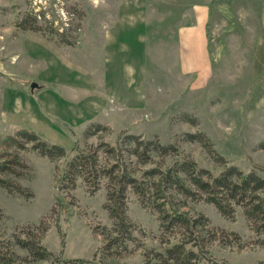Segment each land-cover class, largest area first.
I'll return each mask as SVG.
<instances>
[{
  "label": "rangeland",
  "instance_id": "rangeland-1",
  "mask_svg": "<svg viewBox=\"0 0 264 264\" xmlns=\"http://www.w3.org/2000/svg\"><path fill=\"white\" fill-rule=\"evenodd\" d=\"M30 13L41 31L18 26ZM201 18L212 65L200 77L182 71L179 43L182 30ZM129 27L134 36L124 32ZM108 30L123 33L119 43L134 53L111 44ZM58 33L72 44L58 42ZM120 95L136 98L137 107H120ZM93 122L111 127L100 134L111 142L122 130L158 136L218 173L224 165L186 137L204 132L228 163L264 176V0H0V264H53L33 260L19 237L41 238L64 258L109 263L140 264L151 248H162L158 215L130 193L137 240L127 252L102 257L101 231L112 225L105 187L95 194L81 180L71 192L56 187L72 148L99 141L85 133ZM23 127L68 155L53 161L31 143L23 148L16 137ZM184 209L225 231L226 242L211 246L215 256L264 264L263 237L241 208L234 221L207 202Z\"/></svg>",
  "mask_w": 264,
  "mask_h": 264
},
{
  "label": "trees",
  "instance_id": "trees-1",
  "mask_svg": "<svg viewBox=\"0 0 264 264\" xmlns=\"http://www.w3.org/2000/svg\"><path fill=\"white\" fill-rule=\"evenodd\" d=\"M18 26L23 30H42L33 13L19 20ZM58 34V42L72 44L65 33ZM110 130L107 124L93 122L85 133L98 135L99 141L85 148L75 145L74 154L62 168H57L55 175L56 187L67 192L75 190L80 180L90 194L105 187V208L112 225L101 231L105 239L100 250L102 257L127 252L137 240L135 225L127 213L130 193L160 221L163 246L151 248L140 264H231L211 250L213 242H226L225 231L212 225L207 215L184 209L199 202L213 204L232 221L241 208L250 229L264 242V176L257 168L245 171L228 163L204 132L187 133L186 137L200 142L224 165L218 173L200 166L178 145L163 143L158 136L146 138L122 130L111 142L100 135ZM16 137L23 148L31 143L32 149L53 161L68 155L65 146L45 139L31 128L18 129ZM17 243L28 250L33 260L52 259L53 264H129L109 263L96 256L64 258L36 237H19Z\"/></svg>",
  "mask_w": 264,
  "mask_h": 264
},
{
  "label": "crops",
  "instance_id": "crops-1",
  "mask_svg": "<svg viewBox=\"0 0 264 264\" xmlns=\"http://www.w3.org/2000/svg\"><path fill=\"white\" fill-rule=\"evenodd\" d=\"M203 19L201 18L198 20V24L194 25V27L190 29H184L180 33V58H179V65H181V69L184 72V74H198L200 77L204 72H207L212 65V59L210 55V50H209V42H208V37L206 34V31L203 30ZM120 28H122L119 25ZM130 28V27H129ZM133 28V27H132ZM130 28L124 32H127L128 34L133 33V29ZM111 31V30H110ZM106 33L107 37L108 36H113L114 35V40L111 42V44L115 45L116 47H119L122 45L119 43L121 39V32L115 31L114 33L111 31ZM123 32V29H122ZM109 44V45H111ZM118 44V45H117ZM124 48V52H130L131 54L134 53V50L132 48H125L126 46L122 45ZM122 48V49H123ZM122 49L120 50L122 52ZM120 52V53H121ZM123 53V52H122ZM108 60V59H107ZM138 71V70H137ZM136 71V75H138ZM136 78V77H135ZM135 80V79H134ZM131 86V87H130ZM128 90L133 91V85H127ZM112 99V98H111ZM118 103L120 104V107H124L126 109H131V108H136L134 104L138 102L136 98H133L132 96L128 98V96H123L121 97L120 95V100H118Z\"/></svg>",
  "mask_w": 264,
  "mask_h": 264
},
{
  "label": "water",
  "instance_id": "water-1",
  "mask_svg": "<svg viewBox=\"0 0 264 264\" xmlns=\"http://www.w3.org/2000/svg\"><path fill=\"white\" fill-rule=\"evenodd\" d=\"M38 87V84L37 83H32V89Z\"/></svg>",
  "mask_w": 264,
  "mask_h": 264
}]
</instances>
